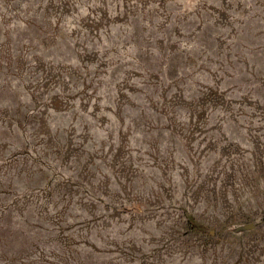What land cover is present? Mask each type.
I'll return each mask as SVG.
<instances>
[{"label":"rangeland","instance_id":"1","mask_svg":"<svg viewBox=\"0 0 264 264\" xmlns=\"http://www.w3.org/2000/svg\"><path fill=\"white\" fill-rule=\"evenodd\" d=\"M0 264H264V0H0Z\"/></svg>","mask_w":264,"mask_h":264}]
</instances>
